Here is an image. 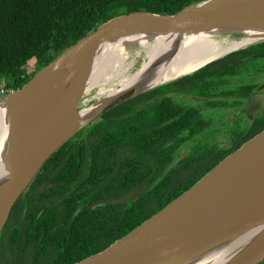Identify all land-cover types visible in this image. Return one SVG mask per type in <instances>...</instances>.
I'll list each match as a JSON object with an SVG mask.
<instances>
[{
  "label": "trees",
  "instance_id": "1",
  "mask_svg": "<svg viewBox=\"0 0 264 264\" xmlns=\"http://www.w3.org/2000/svg\"><path fill=\"white\" fill-rule=\"evenodd\" d=\"M200 1L0 0V86L19 88L63 48L119 15L172 14ZM250 52L264 62V42ZM207 68L110 108L52 153L9 209L0 264H77L101 252L255 134L224 148L197 140L212 117L184 96L202 88L194 77ZM186 144L190 151L177 158ZM135 187L133 199L120 200Z\"/></svg>",
  "mask_w": 264,
  "mask_h": 264
},
{
  "label": "water",
  "instance_id": "2",
  "mask_svg": "<svg viewBox=\"0 0 264 264\" xmlns=\"http://www.w3.org/2000/svg\"><path fill=\"white\" fill-rule=\"evenodd\" d=\"M197 34L220 42L219 46L243 36L250 41L242 46L264 42V0H202L172 14L137 10L119 15L63 48L19 88L1 95L7 130L0 155V229L40 166L75 133L123 101L234 51L172 79L149 84L148 73L141 81L138 77L135 86L117 85L108 99L102 95L79 108L104 43L130 36L178 39ZM174 48L155 59L151 68L166 65ZM262 103L264 93L252 94L244 112L251 114ZM235 242L240 245L219 264L263 261L264 128L128 233L77 264H190Z\"/></svg>",
  "mask_w": 264,
  "mask_h": 264
},
{
  "label": "bare ground",
  "instance_id": "3",
  "mask_svg": "<svg viewBox=\"0 0 264 264\" xmlns=\"http://www.w3.org/2000/svg\"><path fill=\"white\" fill-rule=\"evenodd\" d=\"M249 41V38L243 36L240 40L219 46L220 42L208 36L197 34L181 35L178 39L173 36H130L114 42L104 43L96 56L84 90L86 92L96 89L97 95L103 94L104 99H108L116 92L114 86L119 85L120 89L135 86L139 83L136 82V79L140 77L141 81L142 77H146L148 73L152 74L149 84L172 79L193 70L208 60H213L219 54L235 50ZM176 42L174 48L173 44ZM172 48L175 52L166 65L151 68L155 59L158 60L165 56ZM139 60L141 63L137 68H134ZM143 73L146 75H143ZM111 86L113 87L111 88ZM89 109H85L83 112L88 113ZM6 127L5 109L0 107V155L5 142ZM2 174L0 160V178ZM239 245V242H235L190 264H219Z\"/></svg>",
  "mask_w": 264,
  "mask_h": 264
},
{
  "label": "flooded vegetation",
  "instance_id": "4",
  "mask_svg": "<svg viewBox=\"0 0 264 264\" xmlns=\"http://www.w3.org/2000/svg\"><path fill=\"white\" fill-rule=\"evenodd\" d=\"M251 46L252 44L241 46L209 62L203 66H208L207 70L203 71V75L194 77L197 80L201 79L203 84L199 91L190 93V105L194 108H202L201 112L206 116H222L223 123L230 118L235 120L226 131H220L219 137L215 136L214 132L217 129L212 122L209 131L214 135H204L206 139L203 143L224 148L216 143L218 139L223 138V141L227 142L225 146L227 147L229 143L237 140L239 135L256 134L262 130H258L260 126L264 127V103L257 104L251 114L244 112V105L250 95L264 93V62L252 58ZM246 58H252L250 65L246 63ZM253 74L259 77V80H255ZM237 117H244L247 123L244 125L238 123Z\"/></svg>",
  "mask_w": 264,
  "mask_h": 264
},
{
  "label": "rangeland",
  "instance_id": "5",
  "mask_svg": "<svg viewBox=\"0 0 264 264\" xmlns=\"http://www.w3.org/2000/svg\"><path fill=\"white\" fill-rule=\"evenodd\" d=\"M131 50V49H129ZM129 53V52H128ZM131 54V53H129ZM141 63V61L139 60L134 68L138 67L139 64ZM34 67V60H29L27 62V64L25 65V69L27 71H30L32 70ZM133 68V69H134ZM256 75L253 74V78H255V80H259V77H255ZM2 83V81H1ZM100 86H103V85H100ZM114 86V84H113ZM111 86V88L113 87ZM115 87V86H114ZM98 89V87H97ZM103 94L101 95H97L96 93V89H92V90H88V91H84L83 95H82V98L80 99V103H79V108H84V107H88L90 106L91 104H93L96 100L100 99L102 97ZM185 97V100L189 102L190 104V97L189 96H184ZM212 117V122L214 123V128L217 129L214 133H215V136L219 137L221 136V130H227L234 122L235 120L233 119H228L226 122L223 123V118L222 116L218 115V116H211ZM226 119V118H225ZM236 121L240 124H246V120L244 119V117H240V118H236ZM207 133L205 135L207 136H213L214 134L211 133V131H206ZM217 134V135H216ZM214 136V137H215ZM206 139V136H202L201 138L197 139L199 142H203V140ZM217 140V139H216ZM217 144H219V146H222V147H225L227 142L223 141V138L222 139H218ZM206 145H209V144H206ZM190 151V144H186L184 145L183 147H181L177 153V158H180L181 156H183L184 154H186L187 152ZM49 186V183H45L43 187H47ZM38 188H42V187H38ZM140 188L139 187H135V188H132L127 194H125L124 197L120 198L121 201H128L130 199H133L136 194L139 192Z\"/></svg>",
  "mask_w": 264,
  "mask_h": 264
},
{
  "label": "built area",
  "instance_id": "6",
  "mask_svg": "<svg viewBox=\"0 0 264 264\" xmlns=\"http://www.w3.org/2000/svg\"><path fill=\"white\" fill-rule=\"evenodd\" d=\"M7 90H5L3 87L0 86V96L5 94Z\"/></svg>",
  "mask_w": 264,
  "mask_h": 264
}]
</instances>
